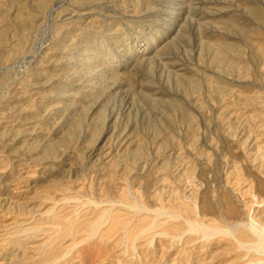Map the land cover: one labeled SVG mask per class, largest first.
Instances as JSON below:
<instances>
[{
    "label": "rangeland",
    "instance_id": "rangeland-1",
    "mask_svg": "<svg viewBox=\"0 0 264 264\" xmlns=\"http://www.w3.org/2000/svg\"><path fill=\"white\" fill-rule=\"evenodd\" d=\"M0 264H264V0H0Z\"/></svg>",
    "mask_w": 264,
    "mask_h": 264
}]
</instances>
